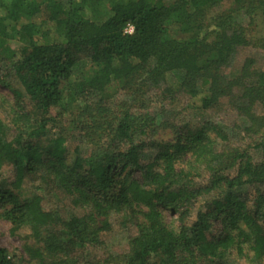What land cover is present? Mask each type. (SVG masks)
<instances>
[{"label":"trees","instance_id":"16d2710c","mask_svg":"<svg viewBox=\"0 0 264 264\" xmlns=\"http://www.w3.org/2000/svg\"><path fill=\"white\" fill-rule=\"evenodd\" d=\"M41 14L54 24L41 41L34 25L16 30L20 17ZM16 36L17 51L0 50L11 66L0 84L16 105L8 124L0 119V205L11 233L32 242L30 260L106 264L96 253L122 217L133 232L126 264H264V68L247 58L225 74L236 55L264 52V0H0V39ZM83 64L89 75L74 76ZM116 84L133 90L131 103L110 101ZM161 87L163 99L206 88L199 107L209 119L154 141L162 120L149 93ZM76 99L81 122L101 135L85 154L49 130ZM225 107L244 126L219 117ZM0 264H15L2 247Z\"/></svg>","mask_w":264,"mask_h":264},{"label":"rangeland","instance_id":"374dc122","mask_svg":"<svg viewBox=\"0 0 264 264\" xmlns=\"http://www.w3.org/2000/svg\"><path fill=\"white\" fill-rule=\"evenodd\" d=\"M40 2L41 0H35ZM171 2L173 0H166ZM222 10V9H221ZM101 17L105 18L109 14V6L103 5L100 8ZM216 13V12H215ZM43 14L40 16H35L32 18L20 17L15 24L16 30L22 31L21 28L25 25H34L33 30H38L42 33L41 36H36L33 34L35 40L41 41L46 34L53 33L54 24L43 20ZM8 25V23H6ZM170 33H177L175 27L169 28ZM18 36L15 39L3 40L0 39V50L3 46H9L11 49L17 51L22 43L17 41ZM24 44V43H23ZM247 58L257 60L259 65L264 68V52L248 50L243 54L236 55L232 61V64L225 71V74L231 78H234L239 70L241 69L244 61ZM10 63L5 61L0 55V78H7L11 75ZM89 67L85 64L78 67L75 70L74 76H88ZM166 86H172L173 90H177V76L174 78L172 76L166 77ZM132 85V84H131ZM133 90L129 86L123 84H116L112 86L107 94L110 97V101L115 103H131ZM176 91L175 94H170L168 99L164 96L163 88L157 89V92L150 94L149 96L152 100V105L149 104V113L155 112L153 115L157 122L162 120V126L155 127L152 138L154 141L169 142L172 140L174 134L173 129L178 125L185 123L197 124L206 119H209L210 114L203 112L200 109V99L206 95V88H202L199 91V95L195 98H190L188 95L182 94ZM155 96V97H152ZM227 100H224L226 102ZM226 106V105H225ZM82 107L84 104L81 100L71 101L68 105V113L58 118H54L53 122L49 125L50 134L53 137L62 136L68 140L67 145L69 148L78 149L81 153L85 154L90 145H92L93 140H98L100 133H95V129L91 128L92 125L87 127L89 122H81L84 116L81 117ZM16 108L15 100L13 96L0 84V119L8 124L12 118V110ZM227 110L223 115L219 116L221 118L229 119V122L237 121L241 126L243 125V120L237 117L234 111L230 110V107L224 108ZM57 111H53L51 116L55 117ZM213 120V119H212ZM105 128H107L105 126ZM127 172L134 178L141 180V174L138 170L128 169ZM127 175V174H126ZM24 196H30L33 193V189L28 187L24 190ZM8 207L0 205V247L6 249L8 253L15 256V264H39L36 261L30 260L24 253L23 249L25 246L32 245V242L25 239L23 235L19 233L12 234V226L9 221L3 217L4 211ZM165 223L174 229H177L178 222L176 218L165 213ZM111 231L103 235V239L106 243V251L96 253L97 256L101 257L102 260H106V264H126L127 256L129 255V238L133 235V232L129 231V225L127 221L122 217H114L111 220ZM244 251L248 253L251 257V252L248 247H244ZM229 264H251L249 260H240L239 257L234 259L230 258Z\"/></svg>","mask_w":264,"mask_h":264},{"label":"built area","instance_id":"2783aa9c","mask_svg":"<svg viewBox=\"0 0 264 264\" xmlns=\"http://www.w3.org/2000/svg\"><path fill=\"white\" fill-rule=\"evenodd\" d=\"M133 31V28L131 26H128L125 30V33L131 34Z\"/></svg>","mask_w":264,"mask_h":264}]
</instances>
